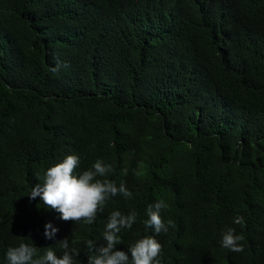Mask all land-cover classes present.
<instances>
[{"label": "trees", "instance_id": "obj_1", "mask_svg": "<svg viewBox=\"0 0 264 264\" xmlns=\"http://www.w3.org/2000/svg\"><path fill=\"white\" fill-rule=\"evenodd\" d=\"M71 154L132 196L91 224L31 200ZM160 200L175 226L156 235ZM113 211L137 213L117 250L153 235L162 264H264V0H0V264L20 243L62 256L65 238L88 264Z\"/></svg>", "mask_w": 264, "mask_h": 264}, {"label": "clouds", "instance_id": "obj_2", "mask_svg": "<svg viewBox=\"0 0 264 264\" xmlns=\"http://www.w3.org/2000/svg\"><path fill=\"white\" fill-rule=\"evenodd\" d=\"M80 164L77 155H67L62 162L47 169L43 184L37 183L28 196L31 200L37 197L48 208L60 213V219L64 221L77 222L84 220L91 224L98 211H103V205L109 196L123 195L130 198L132 193L124 183L119 187L115 182L107 179L101 180L97 177H104L112 171L110 165H105L97 160L90 169L76 174ZM167 204L160 200L147 208L148 219L145 221V228H151L156 235L161 232L167 233L169 226L174 227V221L169 219L166 223L162 219L161 209ZM137 218L133 211L129 215H123L120 211H113L105 227L103 239L106 244L97 248L93 241H89L87 247L96 254L88 258V264H162L158 257L162 252V245L153 235L145 236L135 242L127 251L117 250L116 246L121 244L118 235L122 228L131 229ZM236 224H243L244 218L237 217ZM58 229L53 227L51 222L45 225L44 236L46 239H53ZM242 234H235V229L228 228L223 233L222 246L233 252L244 250ZM64 249L62 256H57L52 248H49L43 256L37 255V247L34 244L20 243L17 247H10L6 253L8 264H75L74 255L79 253L72 249L69 251L68 238L60 241ZM130 254V256H129Z\"/></svg>", "mask_w": 264, "mask_h": 264}]
</instances>
